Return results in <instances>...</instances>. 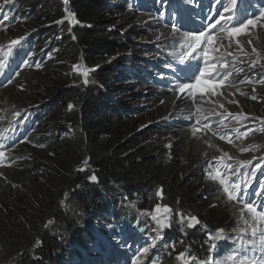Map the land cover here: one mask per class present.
I'll list each match as a JSON object with an SVG mask.
<instances>
[{
	"label": "trees",
	"instance_id": "obj_1",
	"mask_svg": "<svg viewBox=\"0 0 264 264\" xmlns=\"http://www.w3.org/2000/svg\"><path fill=\"white\" fill-rule=\"evenodd\" d=\"M128 2L69 0L70 9L80 21L69 34L66 22L53 23L64 15L63 0H15L10 20H19L0 25V43L29 33L5 70L11 75L20 65V76L13 84L0 87V108L4 109L0 130L10 135L6 121L12 120L13 107L28 108L29 119L17 140L28 134L31 141L13 142L15 161L7 167L0 165L7 177V181L0 178V264H6L18 251L31 248L34 236L43 240L32 254L37 259L25 255L20 264H93L89 257L95 264H108L107 254L113 251L107 250L109 243L123 249L120 255L113 253L121 259L120 264H126L129 253L116 241L127 239L132 247L147 243L143 239L146 231L131 230L138 227V210H150L155 200L150 197L161 184L168 190L170 203L175 204L179 198L181 207L198 215L208 228L235 226L232 213L238 208L218 201L215 183L206 180L203 154L207 151L211 156L216 150L191 136L190 127L181 122L186 112L169 118L173 97L161 95L166 89L152 78L158 61L145 55H154L156 50L147 43L154 35L144 22L148 21V28L157 27L149 17L157 13L158 6L139 0V8L129 10ZM171 3L180 8L179 14L185 20L192 14L180 5V0ZM203 3L206 7L207 0ZM261 6L264 4L250 6L248 0H243L241 10ZM24 17L28 19L24 21ZM58 35L62 38L56 39ZM251 38L252 46L264 51V30ZM29 51L37 54L33 59L43 63L42 69L21 64ZM114 56L117 58L111 59ZM81 60L89 69L87 86L82 83L84 77L71 68ZM239 87L247 95L237 94L239 104L225 107L232 112L242 110L248 115L264 116V99H259L264 97V86L256 85V101L251 99V85ZM162 99L168 102L161 105ZM69 102L76 105L75 110L67 109ZM189 106V101L175 104L177 109ZM202 107L206 109V104ZM144 124L148 127L142 128ZM169 138L170 151L165 147ZM41 143L43 149L36 146ZM211 143L240 159L251 158V154L239 153L218 137ZM244 143L264 144V136H250ZM85 158L96 171L99 184L87 181L86 172L77 171ZM9 181L20 188H12ZM70 189L73 191L67 205L59 206L62 193ZM129 201L135 202L137 209L128 207ZM47 219H54V224L44 230L41 226ZM143 226L142 218L139 227ZM199 229L198 225L188 230L186 238L176 225L166 229L164 241H176L177 245L171 256L161 258L160 264H178L175 256L182 249L181 239L185 245L197 242L192 247L203 257L199 242L205 235ZM70 240L73 243L69 245ZM218 247L229 248L227 243H219Z\"/></svg>",
	"mask_w": 264,
	"mask_h": 264
},
{
	"label": "snow or ice",
	"instance_id": "obj_2",
	"mask_svg": "<svg viewBox=\"0 0 264 264\" xmlns=\"http://www.w3.org/2000/svg\"><path fill=\"white\" fill-rule=\"evenodd\" d=\"M242 2L243 0H207L205 7L203 0H180V5L190 9L192 13L185 20L179 14L180 8L173 5L171 0H155L158 11L149 17V21L157 27L148 28V21L144 22L146 29L154 35V39L147 43L153 45L156 50L154 55L149 52L145 55L151 60L158 61L152 71V78L166 89L160 93L161 95L173 97L171 101L173 108L169 112V118L174 114L181 117L186 112L187 115L181 122L184 126L190 127L191 136L202 139L208 149L216 150L211 156L207 151L203 154L206 180L215 182V190L219 194L218 201L234 210L238 208V212L232 213L235 226L230 229L223 226L208 228L198 215L181 207L179 198L175 204L170 203L168 190L162 184L157 185L150 197V200L155 198L150 210H138V227L131 230L139 233L146 231L147 235L143 239L147 243H137L132 247L127 244V239L116 241L129 253L126 264H160L165 254L171 256L177 242L164 241V231L172 229L174 225L179 227L185 238L188 230L196 229L198 225L199 230L205 235V239L199 242V247L204 252L203 257L198 256L192 247V244L197 242L190 241L185 245L183 239L179 241L182 249L175 256L178 264H229V262L230 264H264V144L245 145L244 143L250 136L257 134L264 136V116H250L242 110L232 112L225 107V104H239L235 99L237 94L247 95L241 91L239 85L252 86L253 101L258 99L256 85L264 86V62H262L264 51L258 50L255 46H252L250 51H246L241 39L245 38L246 43L251 46L253 45L251 37L255 30H264V6L242 11ZM256 2L264 4V0H248L250 6ZM14 3L15 0H0V25L19 20V18L10 20V17H13L11 9ZM63 6V17L53 23L63 25L66 21L69 22L68 32L71 34L73 26L79 25L80 21L76 13L70 9L69 0H63ZM126 7L129 10L134 7L139 8V0H129ZM23 19L26 21L28 18ZM161 28L167 31H161ZM28 35L29 33H25L8 39L6 44L0 43V87L12 85L14 79L20 76V65H17V70L11 75H7L5 70L9 67V58L13 57L14 52L23 48ZM55 38L61 39L62 36L58 35ZM72 39L75 37L73 36ZM36 55L35 52L29 51L21 64L29 69L33 65L36 69H42L43 63L33 59ZM47 56L51 58L52 53H47ZM116 58L114 56L111 59ZM71 68L74 73L84 77L82 81L84 85L90 83L89 69L85 67L83 60L72 64ZM73 85H76L75 80ZM20 87L23 88V84ZM176 101L181 103L189 101L190 106L177 109ZM167 102L165 99L160 100L161 105ZM204 104L208 105L206 109L202 107ZM75 108L74 103L67 104L68 110L72 111ZM3 112L4 109L0 108V113ZM28 113V108L13 107L11 111L13 118L6 121L8 124L6 131L10 135L5 136V130H0V165L7 167L15 161L16 157L12 155L13 142L31 143L28 134H25L23 139L17 140L20 130L29 119ZM0 120H3L2 115ZM141 127L147 128L148 124ZM214 137L226 142L239 153L251 154V158L240 159L218 148L216 144L211 143ZM36 146L41 149L45 147L42 143ZM165 147L171 150V138ZM6 161H8L7 165ZM77 171L86 172L87 181L99 184V177L88 158L82 160ZM0 178L7 181L3 171H0ZM9 183L11 184L10 181ZM11 187L20 188L16 184H11ZM81 187L83 185H76V188ZM71 191L73 190L62 193L58 201L59 206L67 205ZM127 206L137 209V204L132 201H129ZM142 218L144 226L140 228ZM53 224L54 219H47L41 227L49 230ZM108 227L113 228L112 225ZM117 235L121 234L117 233ZM162 241L163 243H160ZM221 241L231 245L225 250L228 253L226 256L218 255L220 252L218 245ZM42 245L43 240L34 236L32 247L18 251L6 264H20L25 255L37 259L32 254Z\"/></svg>",
	"mask_w": 264,
	"mask_h": 264
},
{
	"label": "rangeland",
	"instance_id": "obj_3",
	"mask_svg": "<svg viewBox=\"0 0 264 264\" xmlns=\"http://www.w3.org/2000/svg\"><path fill=\"white\" fill-rule=\"evenodd\" d=\"M149 1H150V2L146 3V4L149 5V6H151L152 3L155 2V0H149ZM155 4H156V3H155ZM257 14H258V13H257ZM66 23H67V25L69 26V22L66 21ZM262 31H263V30L257 29V30H255L254 33H258V34L260 33V34H262ZM242 38H243V37H242ZM242 38H241V39H242ZM242 43H244V45H245V50H246V51H250V48L252 47V45L249 46V45L244 41V39H242ZM152 46H153V45H152ZM248 46H249L250 48H249ZM207 107H208V105H206V108H207ZM229 111H230V110H229ZM250 116H251V115H250ZM214 183H215V182H214ZM215 185H216V184H215ZM68 242H69L68 244L70 245V244L73 243V240H70V241H68ZM224 243H227V242H224V241H221V242H220V244H224ZM110 244H111V243H109V245H110ZM228 244H229V243H228ZM229 245H230V244H229ZM219 254H223V255L226 256L228 253H227L225 250H223V251H220V252L218 253V255H219ZM88 261H90V262H92L93 264H95V260H94L92 257H89V258H88ZM229 264H230V262H229Z\"/></svg>",
	"mask_w": 264,
	"mask_h": 264
}]
</instances>
